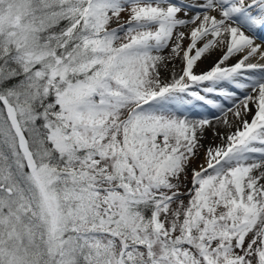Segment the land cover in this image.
<instances>
[{"label":"snow or ice","instance_id":"6c2138e0","mask_svg":"<svg viewBox=\"0 0 264 264\" xmlns=\"http://www.w3.org/2000/svg\"><path fill=\"white\" fill-rule=\"evenodd\" d=\"M0 264H264V0H0Z\"/></svg>","mask_w":264,"mask_h":264},{"label":"bare ground","instance_id":"6f19581e","mask_svg":"<svg viewBox=\"0 0 264 264\" xmlns=\"http://www.w3.org/2000/svg\"><path fill=\"white\" fill-rule=\"evenodd\" d=\"M205 64H207V61H205ZM204 65H202V67H203Z\"/></svg>","mask_w":264,"mask_h":264}]
</instances>
